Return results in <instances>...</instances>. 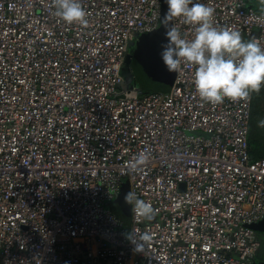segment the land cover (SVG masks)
Wrapping results in <instances>:
<instances>
[{"label": "built area", "instance_id": "1", "mask_svg": "<svg viewBox=\"0 0 264 264\" xmlns=\"http://www.w3.org/2000/svg\"><path fill=\"white\" fill-rule=\"evenodd\" d=\"M81 2L87 24L68 25L54 0H0V264H254L251 226L264 220L255 91L206 102L183 62L168 93L126 82L130 47L159 28L162 0ZM196 2L264 46V11ZM172 22L194 37V25ZM125 188L154 220L134 202L129 224L119 216ZM132 232L151 235L143 251Z\"/></svg>", "mask_w": 264, "mask_h": 264}, {"label": "clouds", "instance_id": "2", "mask_svg": "<svg viewBox=\"0 0 264 264\" xmlns=\"http://www.w3.org/2000/svg\"><path fill=\"white\" fill-rule=\"evenodd\" d=\"M167 11L165 24L166 43L161 45L160 57L169 71L179 70L182 62L195 67L194 84L202 100L218 104L225 99L247 97L264 86V46L258 39L243 40L241 33L214 24V9L196 0H165ZM55 15L65 24H87V12L81 0H54ZM173 18L195 26L193 38H187L175 25L168 24ZM148 155L135 157L138 165L146 163ZM124 201L133 205L137 217L152 220L155 210L149 202L129 191ZM130 239L143 251L151 240L147 232L138 239L132 232Z\"/></svg>", "mask_w": 264, "mask_h": 264}, {"label": "water", "instance_id": "3", "mask_svg": "<svg viewBox=\"0 0 264 264\" xmlns=\"http://www.w3.org/2000/svg\"><path fill=\"white\" fill-rule=\"evenodd\" d=\"M162 18L163 10L159 28L145 34L141 38L139 43L141 46L133 58L138 82L142 89L147 92H170L177 75V70L169 71L160 57L161 45L167 42L164 36L165 24L162 22ZM168 24L173 25L172 20L168 21ZM124 190L122 191L120 201L115 205V209L119 210V216L129 224L131 211L130 205L124 201ZM251 227L257 232L264 233V220ZM254 264H264V261L256 260Z\"/></svg>", "mask_w": 264, "mask_h": 264}, {"label": "rangeland", "instance_id": "4", "mask_svg": "<svg viewBox=\"0 0 264 264\" xmlns=\"http://www.w3.org/2000/svg\"><path fill=\"white\" fill-rule=\"evenodd\" d=\"M162 10L164 15L167 11L165 0H162ZM251 142L253 157L259 158L264 156V86H262L259 91H255L254 95V110L251 121ZM124 191L125 194L129 192L128 188H125ZM259 235L261 248L257 253V259L264 260V233L259 232Z\"/></svg>", "mask_w": 264, "mask_h": 264}, {"label": "flooded vegetation", "instance_id": "5", "mask_svg": "<svg viewBox=\"0 0 264 264\" xmlns=\"http://www.w3.org/2000/svg\"><path fill=\"white\" fill-rule=\"evenodd\" d=\"M141 45L138 44H133L130 47V52L128 54V58H127V62H126V66H125V80L126 82L129 81V79L131 78L130 76L134 75L133 78L136 79V70H135V66L133 63V58L135 57V53L138 51V49L140 48ZM259 260V259H257ZM260 261V260H259ZM264 261V260H261Z\"/></svg>", "mask_w": 264, "mask_h": 264}, {"label": "crops", "instance_id": "6", "mask_svg": "<svg viewBox=\"0 0 264 264\" xmlns=\"http://www.w3.org/2000/svg\"><path fill=\"white\" fill-rule=\"evenodd\" d=\"M246 2L250 6L253 5L252 7L258 9L259 11H264V0H252V2H251V0H246ZM258 234H259V232H258ZM259 237H260V235H259Z\"/></svg>", "mask_w": 264, "mask_h": 264}, {"label": "trees", "instance_id": "7", "mask_svg": "<svg viewBox=\"0 0 264 264\" xmlns=\"http://www.w3.org/2000/svg\"><path fill=\"white\" fill-rule=\"evenodd\" d=\"M252 7V6H251ZM254 8V7H253ZM256 9V8H255ZM258 10V9H257ZM134 75H132V76H130L131 77V79H132V77H133ZM136 76V80L138 81V77H137V74L135 75ZM253 110H254V102H253ZM253 112V111H252ZM252 117H253V113H252ZM250 143H251V154H252V156H253V153H252V142H251V136H250ZM264 156H262V157H259V158H263ZM259 158H255V159H259Z\"/></svg>", "mask_w": 264, "mask_h": 264}]
</instances>
